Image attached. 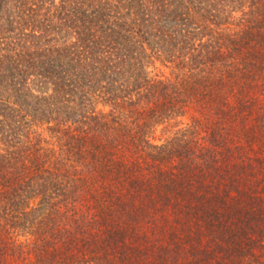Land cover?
Returning a JSON list of instances; mask_svg holds the SVG:
<instances>
[{
    "label": "trees",
    "instance_id": "16d2710c",
    "mask_svg": "<svg viewBox=\"0 0 264 264\" xmlns=\"http://www.w3.org/2000/svg\"><path fill=\"white\" fill-rule=\"evenodd\" d=\"M0 264H264V0H0Z\"/></svg>",
    "mask_w": 264,
    "mask_h": 264
},
{
    "label": "rangeland",
    "instance_id": "374dc122",
    "mask_svg": "<svg viewBox=\"0 0 264 264\" xmlns=\"http://www.w3.org/2000/svg\"><path fill=\"white\" fill-rule=\"evenodd\" d=\"M165 76H169V70L168 69H162L160 70ZM175 129L168 127L167 130L160 129L157 133L158 137L166 138L173 133Z\"/></svg>",
    "mask_w": 264,
    "mask_h": 264
}]
</instances>
